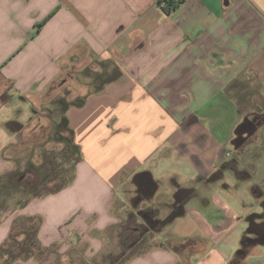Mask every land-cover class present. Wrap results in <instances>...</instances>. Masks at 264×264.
<instances>
[{"label":"crops","instance_id":"obj_1","mask_svg":"<svg viewBox=\"0 0 264 264\" xmlns=\"http://www.w3.org/2000/svg\"><path fill=\"white\" fill-rule=\"evenodd\" d=\"M161 1L0 0V183L70 64L122 74L63 112L81 160L58 191L0 209V248L35 224L43 249L91 262L123 223L173 218L126 264L185 263L164 245L187 240L189 264H264V0Z\"/></svg>","mask_w":264,"mask_h":264},{"label":"trees","instance_id":"obj_2","mask_svg":"<svg viewBox=\"0 0 264 264\" xmlns=\"http://www.w3.org/2000/svg\"><path fill=\"white\" fill-rule=\"evenodd\" d=\"M167 2V7L164 8L166 12H172L175 10L182 1L175 0H162ZM112 65V64H111ZM114 66V65H113ZM122 77V74L114 66V74L112 77L106 79L101 86L95 89V93L100 92L104 85L110 83L116 79ZM87 96L82 97L75 102H66L61 100L59 103L65 112L70 107L81 108L86 103ZM55 137L59 142H65L67 145L66 156L68 162H76L81 160L80 147L75 144L74 132L69 126V121L65 116H62L59 123H56L54 127ZM64 169H57L55 164L49 160L42 167H35L30 165L26 170H19L13 173L7 181L0 183V209L3 210L7 207L8 202L15 204L16 206H23L27 203L28 199L42 197L48 193L58 191L66 184L55 185L51 190L44 192V188L47 187L51 181L57 178L59 172ZM68 172V170H65ZM67 181V180H66ZM136 219L133 221V228L127 227L129 221L123 223L119 231V250L108 251L103 254L101 260L87 261L83 257L76 254L75 256L69 255L67 258H63L57 250L43 249L37 241L36 237V226L35 224L25 223L27 227L24 229L25 240L23 243L16 241L17 231L14 228V234L10 239V242L6 243L0 248V253L4 254L7 259L3 264H12V262L21 257L35 256L39 264H46L51 256L55 257L53 264H126L130 259L141 253V249L146 246H139L148 241L151 237L149 236L154 230H159L164 225H168L173 218L166 219L165 221L147 220L146 224L141 220ZM135 222L137 224H135ZM137 226V227H136ZM152 236V235H151ZM193 240H187L181 243H168L164 246L169 248L171 251L186 257V262L181 264H189L190 258L194 253V246H188ZM163 246V245H162Z\"/></svg>","mask_w":264,"mask_h":264},{"label":"rangeland","instance_id":"obj_3","mask_svg":"<svg viewBox=\"0 0 264 264\" xmlns=\"http://www.w3.org/2000/svg\"><path fill=\"white\" fill-rule=\"evenodd\" d=\"M113 74L114 66L109 63L101 64L91 62V64L87 65L85 60L83 61L80 59L75 60L73 66L70 64L67 73L64 74L60 80L55 82V87L59 89L58 91H60V93L50 102L49 107L53 112H46V118L48 119L46 126H42L37 133L30 130V137L26 136L27 138L25 139V142L27 144H25V146L28 148H25L27 154L22 156L25 160L20 164L21 170H26L30 165L40 168L49 160H51L59 170L64 169L65 166L72 163L67 161L66 143L59 142L54 133L55 125L56 123H59L63 115V108L59 102L61 100H65L69 103L75 102L85 94L94 92L96 88L101 86L106 79L112 77ZM69 173V170L68 172H66L65 169L61 170L57 178L51 181L49 185L43 189L44 192L48 190L50 191V188L56 184L62 185L65 183ZM134 189L135 187L133 188L132 186L133 191ZM1 199L2 196L0 197V200ZM129 205H132L130 200ZM169 208V204H159V214L162 215V213ZM135 224L137 223L135 222ZM133 226L134 223L130 220L127 227L133 228ZM54 258V256H51L46 264H53L55 262ZM6 259L7 257L0 253V264H3Z\"/></svg>","mask_w":264,"mask_h":264},{"label":"built area","instance_id":"obj_4","mask_svg":"<svg viewBox=\"0 0 264 264\" xmlns=\"http://www.w3.org/2000/svg\"><path fill=\"white\" fill-rule=\"evenodd\" d=\"M163 8L167 7V2L166 1H163L161 4H160Z\"/></svg>","mask_w":264,"mask_h":264}]
</instances>
